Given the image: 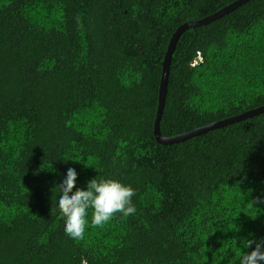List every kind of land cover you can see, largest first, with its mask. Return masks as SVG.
I'll list each match as a JSON object with an SVG mask.
<instances>
[{"label":"trees","instance_id":"16d2710c","mask_svg":"<svg viewBox=\"0 0 264 264\" xmlns=\"http://www.w3.org/2000/svg\"><path fill=\"white\" fill-rule=\"evenodd\" d=\"M233 1L0 0V264H239L264 240V113L173 144L153 133L172 34ZM262 105L264 0L182 32L163 136ZM69 168L76 188L131 185L136 214L92 227L89 209L68 237Z\"/></svg>","mask_w":264,"mask_h":264},{"label":"clouds","instance_id":"9594fccd","mask_svg":"<svg viewBox=\"0 0 264 264\" xmlns=\"http://www.w3.org/2000/svg\"><path fill=\"white\" fill-rule=\"evenodd\" d=\"M77 175L74 168H69L63 183L57 186L60 190L58 207L65 222L64 232L68 237L83 238L88 225L86 217L89 209L92 210V227H103L115 219L117 214L123 219L136 214L137 209L132 199L136 195V190L131 185L116 179L94 178L88 182L87 189L84 190L76 188ZM253 244L255 248L252 251H242L239 264L264 262V240H245L243 247L249 248Z\"/></svg>","mask_w":264,"mask_h":264},{"label":"water","instance_id":"95a60500","mask_svg":"<svg viewBox=\"0 0 264 264\" xmlns=\"http://www.w3.org/2000/svg\"><path fill=\"white\" fill-rule=\"evenodd\" d=\"M246 1L247 0H235L232 3L222 7V9L218 10L217 12H214L208 16H205V17L197 19V20L184 22L172 34V36L168 42L162 63H161V75H160V80H159L157 107H156L155 117H154L153 133H154L155 139L158 143L163 144V145L178 143V142H181L185 139L191 138L194 135L204 133L208 130L216 129V128L221 127V126H224V125H227L230 123H234V122H238V121L253 117L255 115L264 113V105H262V106H259L256 108H252V109L243 111L238 115L231 116L228 118H224L221 120H216V121H213L211 123L205 124L203 126L194 128L189 132L181 133V134H178L175 136H170V137L163 136L159 130V124H160L159 120H160L161 113H162L163 106H164L171 56H172V53L176 47L177 41H178L180 35L182 34V32L184 30L190 28V27L202 25V24L208 23V22H210L216 18H220L221 16H223V15L231 12L235 8L239 7L241 4H243Z\"/></svg>","mask_w":264,"mask_h":264}]
</instances>
